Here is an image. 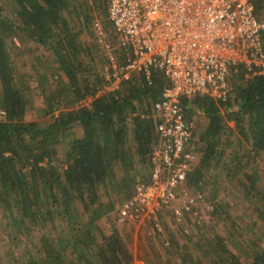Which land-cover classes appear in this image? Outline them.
Returning <instances> with one entry per match:
<instances>
[{
  "label": "trees",
  "instance_id": "obj_1",
  "mask_svg": "<svg viewBox=\"0 0 264 264\" xmlns=\"http://www.w3.org/2000/svg\"><path fill=\"white\" fill-rule=\"evenodd\" d=\"M71 1L0 0V207L10 220L8 228L19 233L40 230L37 253L27 249L25 257L11 264H134L118 229L97 239L98 220L116 210L120 202L113 194L128 198L138 183L149 179L158 142L154 104L168 79L158 70L150 81L137 74L119 88L98 94L105 78L91 82L85 74L88 66L83 67L80 57L85 46L72 20L64 15ZM93 1L98 6L106 3ZM254 3L259 16L264 0ZM80 6L85 21L92 23V4L86 1ZM16 36H26L53 53L74 94L61 108L63 89L47 94L42 87L46 101L42 112L51 117L44 124L25 118L29 100L9 47ZM124 61L121 56L119 62ZM231 85L234 96L226 102L202 95L184 101L189 115L199 110L209 119L201 136L202 157L188 175V184L203 192L208 172L221 163L231 146L227 136L235 135L238 149L225 159L223 171L228 177L241 175L239 182L246 192L260 199L256 210L264 224V189L257 183L256 169L249 171L245 161L264 156V76L247 79L244 72H237ZM88 95L93 96L90 105L74 106ZM244 141L251 143L250 150ZM64 145L65 159L58 165L59 148ZM210 241L208 249H203L209 262L184 248L180 262L147 260L145 264H245L220 235L216 243ZM250 244L249 264H264V250L253 241Z\"/></svg>",
  "mask_w": 264,
  "mask_h": 264
},
{
  "label": "built area",
  "instance_id": "obj_2",
  "mask_svg": "<svg viewBox=\"0 0 264 264\" xmlns=\"http://www.w3.org/2000/svg\"><path fill=\"white\" fill-rule=\"evenodd\" d=\"M105 1L116 43L100 20L93 23L108 56L105 87L119 88L137 74L150 81L157 70L168 79L154 104L158 142L149 179L116 205L117 223L163 232V217L198 221L200 209L214 207L188 184L199 157L184 101L202 95L226 102L235 73L242 71L247 79L264 76V21L255 0Z\"/></svg>",
  "mask_w": 264,
  "mask_h": 264
},
{
  "label": "rangeland",
  "instance_id": "obj_3",
  "mask_svg": "<svg viewBox=\"0 0 264 264\" xmlns=\"http://www.w3.org/2000/svg\"><path fill=\"white\" fill-rule=\"evenodd\" d=\"M86 1H89L94 7L91 12L92 23L85 21L84 7L82 10L80 6ZM105 8L107 9L104 2L98 6L93 0H72L69 10L64 12V15L72 20L74 30L80 33L79 41L85 46L84 53H81L80 57L83 67L88 66L85 74L91 82H94L98 77H104V66L108 61L105 48L93 28L95 19L103 23L108 34L107 38L116 43L113 32L114 27ZM6 11L8 12L9 9H6ZM259 17L264 21V10ZM9 47L15 68L24 83L29 100L25 118L28 121H40L41 124H44L51 117L50 115H43L42 109L46 107V101L45 95L41 94V88L46 87L47 94H53L54 91L63 89L64 93L59 106L63 108L64 105L74 99V94L68 90L69 79L60 69L53 53L26 36H16L13 39V44L10 43ZM120 57L121 54L118 55L119 59ZM82 76L81 74L80 77ZM105 85L106 83L103 82L98 94L111 90V85H107L108 87H105ZM92 100L93 96L88 95L74 106L90 105ZM58 112L59 110L55 113ZM189 117L194 124V143L199 162L202 157L201 136L208 127L209 119L199 110L191 113ZM228 125L235 127L233 121L228 122ZM75 131L77 137L82 135L79 126L75 128ZM227 137L231 142V146L226 148V154L221 163L208 172L206 183L203 186V193H205L208 200L213 202L214 210L218 208L217 212H208L207 209L202 208L200 209L202 217L198 221H191L187 217L188 221L185 219L178 222L170 216L163 217V232H155L150 227L137 230L133 226L119 225L116 220L117 213L114 210L98 220L101 231L96 232L97 239L100 241L102 234L108 235L114 229H118L134 256V264H145L147 260L152 263L163 260L180 262L184 253H186L184 248L194 257H200L205 262H209L210 258L204 256V251L208 249L210 240L216 243L215 237L220 235L224 238L227 247L239 256L245 264H249L250 259L247 252L251 253L249 244L252 241L257 244L260 250H264V224L259 221V214L256 210L261 201L246 192L244 186L239 182V178H242L241 175L228 177L227 173L223 171L225 159L231 158L232 153L238 149L235 135ZM244 145L249 150L252 147L251 143L245 141ZM66 149L65 145L59 148V157L56 164H60L59 160L64 161ZM245 161H248L247 169L249 171H251V167L256 169L257 183L264 189V156L253 157ZM137 166L139 169L141 163ZM105 197L103 199H106ZM112 197L117 199V202L126 199L123 193L113 194ZM9 221L0 207V264H11L14 261L13 259L18 260L25 257L27 249L37 253L35 248L40 238V230H33L31 233H19L15 229L7 227Z\"/></svg>",
  "mask_w": 264,
  "mask_h": 264
}]
</instances>
